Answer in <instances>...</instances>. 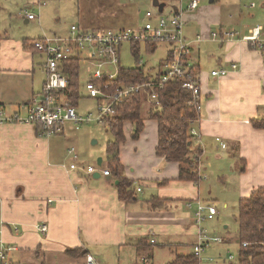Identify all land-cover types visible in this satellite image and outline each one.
<instances>
[{
	"label": "crops",
	"instance_id": "obj_1",
	"mask_svg": "<svg viewBox=\"0 0 264 264\" xmlns=\"http://www.w3.org/2000/svg\"><path fill=\"white\" fill-rule=\"evenodd\" d=\"M69 1L15 0L16 10L23 15L15 16L12 11L7 19L0 15V110L6 116L24 114L22 107L43 92L47 80L44 56L31 48L32 41L47 35L67 36L74 24L83 31L138 30L149 11L156 18L183 15L185 39L192 50L187 65L196 68L201 86L195 144L203 148L205 157L214 151H227L231 142L235 144L234 152L239 151L244 161L239 201L264 186V130L251 124V120L264 117V51L242 40L256 28L243 20L246 12L251 15L257 7L255 2L202 0L197 10L189 11L191 0H149V9H141L138 0H73L67 10ZM140 1L147 4V0ZM29 15H34V20ZM14 21L26 25L31 35L19 36L13 29ZM259 26L264 39V26ZM221 31L240 35L233 40L213 37ZM127 46L132 53V45ZM140 50L142 58V50L152 57L160 54L156 64H144L145 71L153 75L166 70L171 45H140ZM142 58L139 62L143 64ZM233 64L238 65L237 70L232 69ZM217 70H227L228 74L212 76ZM38 73L45 76L40 85L36 83ZM146 102L149 110L142 134L135 139L134 125L126 124V142L120 150L121 176L132 180L137 189V198L127 203L119 198V178L102 174L109 169L107 158L79 152L78 161L71 157L69 149L75 147L69 148V142L76 136L68 132L77 131L72 123L62 135L50 138L40 137L32 125H0V240L13 248L11 264H87L88 256L99 264H154L157 246L169 249L170 264L177 254L194 253L203 228L197 226L193 208L194 203L205 201V185L180 181V164L157 156L158 123L149 119L151 107ZM72 164L78 169L71 170ZM89 167L97 172L87 174ZM153 198L161 202L156 209L150 203ZM40 226H46L47 232H40ZM229 239H223L224 244L235 246ZM147 247L153 252H145L141 260L133 257L131 262V252L137 254ZM74 250L82 254L72 255ZM226 256L217 260L224 264Z\"/></svg>",
	"mask_w": 264,
	"mask_h": 264
},
{
	"label": "built area",
	"instance_id": "obj_2",
	"mask_svg": "<svg viewBox=\"0 0 264 264\" xmlns=\"http://www.w3.org/2000/svg\"><path fill=\"white\" fill-rule=\"evenodd\" d=\"M202 0H191L188 5L189 11L199 8ZM251 7H254L253 5ZM249 8V7H248ZM34 20V15H29ZM145 24L138 30H92L83 31L76 24L70 27L67 36H44L31 42V47L46 58L44 65L47 72V80L43 92L36 95L32 102L22 107L24 114L6 116L0 110V125L4 123H19L32 125L42 138H50L62 135L65 127L72 123L76 129L85 123L107 124L108 120L116 114V110L124 100L131 94L143 95L150 107H160L158 89L176 79H183V87L192 92L191 105L200 114L201 112V86L197 79L187 78L189 67L187 61L191 55V45L185 39V22L183 15L172 14L170 17L160 16L156 18L152 12L144 14ZM263 27H256L250 30L249 35L242 38L253 48L264 50ZM238 32L221 31L213 33L214 38L235 39L239 37ZM148 45L154 43H166L172 46L170 60L166 64V70L160 79L151 80L145 83L131 84L127 86L118 82L121 66V53L125 44ZM68 61H78L82 67L85 79L83 93L85 99L93 100L96 103V111L85 115L78 113V108L72 106L68 101L59 96L60 90L68 88V75L65 72L64 64ZM139 65V64H138ZM142 65V62H140ZM140 67V66H139ZM233 70L238 69L237 64L232 65ZM228 74L227 70L212 72V76L220 78ZM200 119V118H199ZM198 119V121H199ZM192 135L197 136L193 130ZM217 142L221 143L220 139ZM226 148V144H221ZM75 161L79 160L75 148L69 150ZM71 170H77L76 164L71 165ZM86 173L92 175L97 172L95 167L85 169ZM106 177L111 176L110 169L103 170ZM140 192L141 190L138 189ZM196 210L197 224L201 225L207 220H213L218 214L217 208L205 206L198 202ZM193 204H189L192 207ZM39 231L46 233L47 227L40 226ZM199 243L194 248V254L201 260V253L212 242L221 243L220 237H209L205 229H201ZM264 247V243H261ZM244 248L250 247V243L244 242ZM13 248L6 246L0 240V264H11L9 253ZM224 264H240V258L228 252ZM223 261V260H222ZM221 261V262H222ZM213 261L210 264H218ZM87 264H99L91 256L87 257Z\"/></svg>",
	"mask_w": 264,
	"mask_h": 264
},
{
	"label": "trees",
	"instance_id": "obj_3",
	"mask_svg": "<svg viewBox=\"0 0 264 264\" xmlns=\"http://www.w3.org/2000/svg\"><path fill=\"white\" fill-rule=\"evenodd\" d=\"M152 46L154 44H148V48ZM140 52V44H133L132 55L136 62L141 59ZM64 69L68 75V88L58 91L59 96L72 106L79 108L80 102L85 99L82 67L78 61H68L64 64ZM162 74L163 72L160 71L151 75L137 64L134 68L123 67L118 82L129 86L160 79ZM187 78L197 79L195 67L189 69ZM184 81L176 79L158 89L160 107L155 105L151 107L149 119L158 123L157 156L169 163L180 164V181L198 183L202 179L199 169L204 151L200 145H195V136L192 135V131L200 114L191 105L192 92L183 87ZM144 100L143 95L131 94L106 124L113 136V141L107 145V164L111 173L119 178L117 186L119 198L126 203L137 198V189L132 180L121 176L120 150L126 142V124L134 125L135 139H138L144 130L145 122L142 117ZM251 124L257 130H264V117L251 120ZM150 203L156 209L161 202L153 198ZM236 219V241L239 245L236 252L237 257L240 258V264H264V247L261 245L264 243V186L254 189L248 197L239 201ZM244 242L250 243L251 246L244 248L242 246ZM70 253L75 256L82 254L81 250ZM170 264H201V261L194 253L177 254Z\"/></svg>",
	"mask_w": 264,
	"mask_h": 264
},
{
	"label": "rangeland",
	"instance_id": "obj_4",
	"mask_svg": "<svg viewBox=\"0 0 264 264\" xmlns=\"http://www.w3.org/2000/svg\"><path fill=\"white\" fill-rule=\"evenodd\" d=\"M73 0H70L67 2V10H70L72 8V2ZM147 4H142L140 0H138V3L141 7V9H149L151 7V3L148 2ZM255 2L257 7L251 12V15H247L246 12L245 17H243V20H245L246 24L252 27H262L259 25L264 26V7L261 6L264 5V0H250L249 3ZM251 5V4H249ZM17 4L15 0H0V15L1 18L4 17L7 19L9 15V11L14 12L15 16L23 15V13L20 10H16ZM24 8V6L22 7ZM20 12V13H19ZM19 13V15H18ZM13 29L19 36H26L31 35V30L27 29L24 24H19L17 22H13ZM145 24V22H144ZM67 25H70V22H68ZM143 25V23H142ZM217 30L218 28H214V30ZM238 38V37H237ZM235 38V39H237ZM129 44H125L124 51L121 54V63L122 66L132 68L137 66L139 64L140 67H148V63L156 64V61L160 58V54H155L154 57L151 54H147L142 50L143 55V64L140 65V62H136L137 60L132 53L130 52ZM264 51V50H262ZM43 56V55H42ZM44 61L46 63V58L44 57ZM145 64V66H144ZM46 75V69L44 70ZM39 75L36 76V83L40 85L41 81L44 80V75L41 73H38ZM95 104L92 100H85L83 99L80 102V106L78 108V113L80 115L88 114L89 112H95ZM149 110V106L144 100L143 106H142V117L145 119V112ZM70 128L72 127L69 124ZM69 135H75L76 137L73 138L69 142V148L75 147L76 152L84 155H90L99 158H107V145L109 142L113 141V136L109 131V128L106 124H98V123H85L81 126H79V129L76 131H70L68 132ZM196 145V144H195ZM220 145V144H219ZM228 150L224 152H212V156H206L205 153L203 154V172L202 173V180L200 181V184L204 186L202 188V196L204 198V202H201L205 206H213L216 207L219 216L215 217L213 220H207L201 224V227L205 229V231L208 233L209 237H220L222 240L232 241V244L235 246L229 247L225 245V240L221 243L212 242L210 245H208L204 251L201 253V260L203 264H210L213 263V261H219V264H222L221 260H217L218 257L222 256L225 257L228 254V251L230 253L235 254L236 250L238 249L239 245L236 241V226L237 225V216H238V201L241 197L240 192V186H241V179L239 178L241 176L240 173H242V159L241 156H239L237 151L234 152L235 144L233 142L227 144ZM221 147V146H220ZM71 149V148H70ZM69 149V150H70ZM73 158V156L71 155ZM88 157V156H87ZM88 162H91L87 159H85ZM92 163V162H91ZM98 169H103V167H98ZM240 195V196H239ZM207 204H206V203ZM211 203V204H209ZM227 204V206L225 205ZM198 208V204L194 203V211H196ZM196 219V218H195ZM198 226V224H197ZM225 226L229 227V230L226 231L224 229ZM196 235L198 236V230L196 228ZM188 238L184 239L186 241ZM178 241V239H177ZM154 250L156 252L154 264H167L171 261V252L168 248H163L161 246L154 247ZM188 251L189 248H186ZM147 251L153 252L150 247L142 248L141 251L137 252H131L130 260L132 262L133 257H138L139 260H141L144 257V253ZM184 251V250H183ZM189 251H192L189 250ZM195 251V250H194ZM193 251V252H194ZM149 255V254H148ZM135 259V258H134ZM122 264H126L125 262L121 261Z\"/></svg>",
	"mask_w": 264,
	"mask_h": 264
},
{
	"label": "water",
	"instance_id": "obj_5",
	"mask_svg": "<svg viewBox=\"0 0 264 264\" xmlns=\"http://www.w3.org/2000/svg\"><path fill=\"white\" fill-rule=\"evenodd\" d=\"M99 165H102V160L101 159L99 160ZM96 177L99 178L100 177V174H97Z\"/></svg>",
	"mask_w": 264,
	"mask_h": 264
},
{
	"label": "bare ground",
	"instance_id": "obj_6",
	"mask_svg": "<svg viewBox=\"0 0 264 264\" xmlns=\"http://www.w3.org/2000/svg\"><path fill=\"white\" fill-rule=\"evenodd\" d=\"M5 243V242H4Z\"/></svg>",
	"mask_w": 264,
	"mask_h": 264
}]
</instances>
